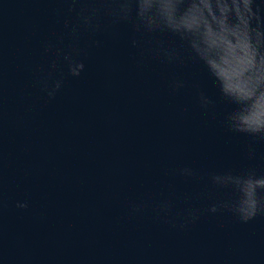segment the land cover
Here are the masks:
<instances>
[{
	"label": "water",
	"instance_id": "95a60500",
	"mask_svg": "<svg viewBox=\"0 0 264 264\" xmlns=\"http://www.w3.org/2000/svg\"><path fill=\"white\" fill-rule=\"evenodd\" d=\"M136 6L0 0V264H264V209L234 211L264 138L231 130L234 106Z\"/></svg>",
	"mask_w": 264,
	"mask_h": 264
},
{
	"label": "clouds",
	"instance_id": "9594fccd",
	"mask_svg": "<svg viewBox=\"0 0 264 264\" xmlns=\"http://www.w3.org/2000/svg\"><path fill=\"white\" fill-rule=\"evenodd\" d=\"M136 4L137 28L176 36L186 45L190 58L214 80L219 96L234 106L225 117L231 130L264 138V19L260 14L264 0L260 4L254 0H136ZM130 12L131 7H119L115 14L127 19ZM165 55L169 60L175 58L173 52ZM83 67L70 63V74L78 76ZM200 99L204 107L212 103L203 94ZM212 180L226 185L240 183L242 178L214 175ZM244 182L247 204L234 211L247 222L264 209V199L257 192L264 188V178L253 176ZM209 211L215 213L217 208Z\"/></svg>",
	"mask_w": 264,
	"mask_h": 264
}]
</instances>
